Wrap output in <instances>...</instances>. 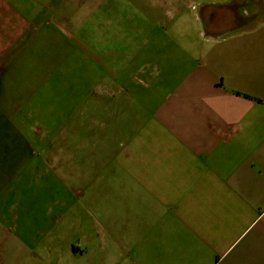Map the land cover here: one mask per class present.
I'll list each match as a JSON object with an SVG mask.
<instances>
[{
  "label": "crops",
  "instance_id": "obj_1",
  "mask_svg": "<svg viewBox=\"0 0 264 264\" xmlns=\"http://www.w3.org/2000/svg\"><path fill=\"white\" fill-rule=\"evenodd\" d=\"M78 155L132 264H264V0H0V264L48 251Z\"/></svg>",
  "mask_w": 264,
  "mask_h": 264
},
{
  "label": "rangeland",
  "instance_id": "obj_2",
  "mask_svg": "<svg viewBox=\"0 0 264 264\" xmlns=\"http://www.w3.org/2000/svg\"><path fill=\"white\" fill-rule=\"evenodd\" d=\"M45 122L47 126H44L48 130L56 129V118ZM64 149L67 152L68 145L60 146V151ZM75 160L77 165L74 176L79 194L77 203L68 209L65 219L55 227L54 237L48 238V251L31 253L21 264H47L46 261L49 264L51 259L56 260V264H132L130 253L120 244L122 238L118 237L116 229L118 221L105 220L106 214L109 216L112 211H108L102 203L101 194L96 199L93 197L92 203L86 204L85 209L84 156L78 155ZM99 174L94 172V181L96 177L100 180ZM72 243L79 245L80 249L87 247L86 251L74 257L67 251Z\"/></svg>",
  "mask_w": 264,
  "mask_h": 264
}]
</instances>
